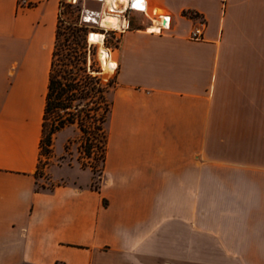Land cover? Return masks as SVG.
<instances>
[{"label":"crops","instance_id":"1","mask_svg":"<svg viewBox=\"0 0 264 264\" xmlns=\"http://www.w3.org/2000/svg\"><path fill=\"white\" fill-rule=\"evenodd\" d=\"M147 1L173 26L119 35L103 181L40 189L61 0H0V264H264V0Z\"/></svg>","mask_w":264,"mask_h":264},{"label":"trees","instance_id":"2","mask_svg":"<svg viewBox=\"0 0 264 264\" xmlns=\"http://www.w3.org/2000/svg\"><path fill=\"white\" fill-rule=\"evenodd\" d=\"M60 5H63L62 1ZM70 7L66 4V9ZM73 33L71 32V35L68 36L63 31L59 13L40 150L43 145L50 147L52 135L56 132L68 126H77L86 137V143L90 142L87 148L89 154L93 145L99 142L96 147L101 149L102 163H104L108 141L107 126L112 111L111 94L115 83L110 80L106 85H103L98 75L93 76L92 72L94 71L91 68L89 70L87 66L86 48L81 50L62 44L63 36L64 42H69L70 36L75 41ZM92 35H99V33H90L88 39L90 43L100 45L101 43L90 41ZM84 41L86 42L85 39Z\"/></svg>","mask_w":264,"mask_h":264},{"label":"rangeland","instance_id":"3","mask_svg":"<svg viewBox=\"0 0 264 264\" xmlns=\"http://www.w3.org/2000/svg\"><path fill=\"white\" fill-rule=\"evenodd\" d=\"M61 1L63 5H60L59 13L62 19L63 31L68 36L71 35V32H74L73 36L75 39L73 41V37L70 36L69 42H64L65 38L63 36L62 44H67L71 48L77 47L81 50L86 48L88 55L87 66L89 70L92 69L94 71L92 72L93 76L98 75L103 85H106L110 80L115 83V73H102L104 62L100 58L101 46L97 44L90 45L87 37L88 33L102 34L104 40L101 44L110 49L115 62V49L118 46L119 37L111 30L102 32V28L98 25L91 28L85 27L80 22V8L66 3L65 0ZM66 4L71 7L66 9ZM96 6L98 7V5ZM140 21L141 17L135 16L132 24L137 27ZM89 143H86V137L83 136L77 126H68L53 134L50 147L43 145L40 150V159L36 172L39 188H50L53 185V178L74 185L84 182L90 184L91 187H98L103 181V154L101 149L96 147L99 142H93L95 144L89 154L87 152Z\"/></svg>","mask_w":264,"mask_h":264},{"label":"built area","instance_id":"4","mask_svg":"<svg viewBox=\"0 0 264 264\" xmlns=\"http://www.w3.org/2000/svg\"><path fill=\"white\" fill-rule=\"evenodd\" d=\"M66 3L79 7L80 22L88 28L98 25L102 32L111 30L116 36L125 33L132 28L136 15H140V24L150 32L158 35L171 30L173 19L167 12H159L151 8L147 0H65ZM98 5V7L96 6ZM117 19V26L110 27L105 24L107 16ZM153 27H157L152 30ZM205 22L199 20L191 31L190 38L200 41L204 39ZM90 33H88V36ZM88 38V37H87ZM89 41V40H88ZM90 43V42H89ZM90 45H95L90 43ZM110 50V49H109Z\"/></svg>","mask_w":264,"mask_h":264},{"label":"bare ground","instance_id":"5","mask_svg":"<svg viewBox=\"0 0 264 264\" xmlns=\"http://www.w3.org/2000/svg\"><path fill=\"white\" fill-rule=\"evenodd\" d=\"M112 0L109 1L111 3ZM105 24L111 27H116L117 26V19L111 15L107 16V19ZM157 27H153L152 30H155ZM104 40V36L99 33V35H92L90 36V41H94L97 43H102ZM93 44V43H92ZM104 44V43H103ZM101 46V53H100V58L104 62L103 67H102V73L103 74H113L116 72L117 69V62L113 60V54L112 52L107 49L106 47L102 46V44L98 45ZM111 79V78H110ZM107 80V79H106Z\"/></svg>","mask_w":264,"mask_h":264},{"label":"water","instance_id":"6","mask_svg":"<svg viewBox=\"0 0 264 264\" xmlns=\"http://www.w3.org/2000/svg\"><path fill=\"white\" fill-rule=\"evenodd\" d=\"M106 23V22H105Z\"/></svg>","mask_w":264,"mask_h":264}]
</instances>
